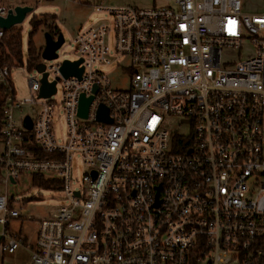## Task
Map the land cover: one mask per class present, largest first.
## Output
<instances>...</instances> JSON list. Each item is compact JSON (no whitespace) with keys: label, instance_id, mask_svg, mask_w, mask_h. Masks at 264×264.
<instances>
[{"label":"built area","instance_id":"1","mask_svg":"<svg viewBox=\"0 0 264 264\" xmlns=\"http://www.w3.org/2000/svg\"><path fill=\"white\" fill-rule=\"evenodd\" d=\"M160 1L94 6L107 18L75 36L74 60L34 69L29 100L16 98L15 58L0 54V238L3 252H28L20 264H264V13L242 0ZM10 9L0 0V17ZM16 26L0 28V50ZM64 61H80L79 79L62 75ZM43 74L61 87L60 139L53 95L38 97ZM167 117L188 132L167 131ZM24 174L55 175L66 200L32 245L8 230L22 211L6 188Z\"/></svg>","mask_w":264,"mask_h":264},{"label":"rangeland","instance_id":"2","mask_svg":"<svg viewBox=\"0 0 264 264\" xmlns=\"http://www.w3.org/2000/svg\"><path fill=\"white\" fill-rule=\"evenodd\" d=\"M245 3H247L249 7H255L256 4L260 6L263 5V2L259 0H242V9ZM8 5L11 7L27 5L32 8V12L28 13L22 23L15 27L17 30H20V56L17 62L18 67H15L11 73L16 98L29 100L30 91L28 88V80L36 74L33 69H28L27 66V49L29 34L32 31L30 25L32 17L39 18L51 16L50 18H52V20H48L49 23L58 29V32L61 33L64 39V43L57 50L59 58L56 62H61L63 59L74 60L76 57L74 52L76 47L73 43V39L79 32L92 26L95 21H101L107 18L103 13L94 12V6L100 5L115 8L130 6L138 9H148L154 5L163 6L165 2L160 0H43L40 2H35L34 0H12L8 2ZM47 31H49V28L41 25L32 36V44L37 49H43L45 45L44 34ZM108 46L113 49L112 41H108ZM249 48L250 47H248V49ZM41 61L42 60H40V62ZM42 63L46 67L50 65L46 61H42ZM49 79L54 80L51 73ZM112 79L114 88H127V81L117 80L114 77ZM56 88L57 93L51 98L55 106L53 131L57 139H60L63 138L65 134L66 126L64 115L60 109L61 87L57 84ZM34 108L37 109L39 106L35 105ZM23 113H31V108L24 107ZM165 120L166 124H163V126L167 131L176 130L178 133L188 132L187 127L184 125H180V127L177 128V119L167 117ZM72 167L74 180L80 182L85 168L79 157L73 159ZM31 178L32 176L24 174L19 177L15 183L9 182L6 188L8 196H13V208L17 211H22L21 218L15 221L23 223L22 226L18 225V227L15 223L12 224L9 232L20 238L24 237L29 240L34 237V232L39 222L51 217L55 213V210L66 202L64 193L62 192V186L60 182L56 180L55 175L44 174L42 176L44 180H49L51 182L47 187H43L39 184H32ZM0 192H2L1 189ZM19 227L21 229H19ZM16 229L18 235L17 233L14 234Z\"/></svg>","mask_w":264,"mask_h":264},{"label":"water","instance_id":"3","mask_svg":"<svg viewBox=\"0 0 264 264\" xmlns=\"http://www.w3.org/2000/svg\"><path fill=\"white\" fill-rule=\"evenodd\" d=\"M32 12L31 7L27 6H16L13 7V9H10L8 11V15L5 18L0 17V28L3 30H9L10 28L19 25L24 20L25 16ZM45 39V45L41 52V59L45 61H51L57 58V50L62 46L64 43L63 36L61 33L58 34L57 38L54 40L53 37L49 33L44 34ZM80 61L76 62H69L64 61L61 66V73L62 75L66 77H76L80 78L82 69L78 68ZM36 70L38 72H43L44 65L39 64L36 67ZM55 82L48 83L47 82V75L43 74L41 79V87L39 90V99H47L54 95L56 93V87ZM92 98H85L83 95L79 98V108H78V115L82 118H85L87 116V111L89 104L91 102ZM97 120L104 122V123H110L111 121L108 119L107 116V110L103 106L99 107V110L97 112ZM30 122L29 119L26 118L25 121V127L30 128Z\"/></svg>","mask_w":264,"mask_h":264},{"label":"trees","instance_id":"4","mask_svg":"<svg viewBox=\"0 0 264 264\" xmlns=\"http://www.w3.org/2000/svg\"><path fill=\"white\" fill-rule=\"evenodd\" d=\"M51 16H44V17H32L30 21V25L32 28V31L29 34V41H28V61L27 66L28 69H35L40 64V54L42 49H37L32 44V36L36 32V30L41 26L44 25V27L49 28V31H47L50 35H53V30L58 32V29L56 27H52L51 23H49L48 20H52L50 18ZM5 46L0 50L1 56H7L9 59V65H14L12 62V58L10 56H13L15 58V62H18L19 56H20V30H17L16 28L11 29L9 32L6 33V37L4 39ZM8 53V54H7ZM41 158H47V156H41ZM32 184H39L43 187H47L49 183H51L49 180H44L42 176H32L31 178Z\"/></svg>","mask_w":264,"mask_h":264},{"label":"crops","instance_id":"5","mask_svg":"<svg viewBox=\"0 0 264 264\" xmlns=\"http://www.w3.org/2000/svg\"><path fill=\"white\" fill-rule=\"evenodd\" d=\"M9 1H12V0H4V4L7 6V7H11L8 5V2ZM43 1V0H42ZM259 1H262L263 2V5L260 6L259 4H256L255 7H249L247 3L243 4V10L244 12L246 13H253V14H261L263 13V8H264V0H259ZM24 6H27V5H23L22 7ZM16 7V6H14ZM28 7V6H27ZM53 27V26H52ZM55 30H53L54 32ZM57 33V31H55ZM48 33V32H46ZM59 33H57V36H58ZM52 36V35H51ZM57 38V37H56ZM44 48V47H43ZM43 50V49H42ZM42 52V51H41ZM40 60H41V54H40ZM40 64H43L42 61L40 62ZM44 65V64H43ZM36 70V68H35ZM0 189L2 190V188L0 187ZM13 207V206H12ZM17 219H13L11 220L10 224L8 225V230L11 228L12 224H16V226L18 227V225L22 226L23 223H18V221H15ZM14 221V222H13ZM37 228H38V225L36 227V230H35V234H34V237L31 238V240L29 239H26L24 237H22L21 239H23L24 241V244H27V245H32L34 244L35 242V239H36V234H37ZM19 229H21L19 227ZM10 231V230H9ZM18 235V232H17V229L16 231H14V234ZM1 243H2V240L0 238V264H7V263H11V264H20V263H27L28 260H29V255H28V252L24 249V248H21V249H18L15 253L13 254H7L5 252L2 251V248H1Z\"/></svg>","mask_w":264,"mask_h":264}]
</instances>
